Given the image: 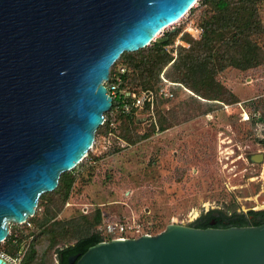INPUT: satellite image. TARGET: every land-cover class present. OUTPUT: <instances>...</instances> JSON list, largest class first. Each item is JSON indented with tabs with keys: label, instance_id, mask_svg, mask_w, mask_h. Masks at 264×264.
I'll return each instance as SVG.
<instances>
[{
	"label": "water",
	"instance_id": "obj_1",
	"mask_svg": "<svg viewBox=\"0 0 264 264\" xmlns=\"http://www.w3.org/2000/svg\"><path fill=\"white\" fill-rule=\"evenodd\" d=\"M197 1L0 0V242L86 156L112 105L113 63L164 40ZM68 264H264V223H169L97 242Z\"/></svg>",
	"mask_w": 264,
	"mask_h": 264
},
{
	"label": "rangeland",
	"instance_id": "obj_2",
	"mask_svg": "<svg viewBox=\"0 0 264 264\" xmlns=\"http://www.w3.org/2000/svg\"><path fill=\"white\" fill-rule=\"evenodd\" d=\"M214 7V0H198L158 34L164 38L160 43H166L165 57H158L153 41L144 49L125 52L111 68L140 58L149 66L159 58L154 67L159 71L149 80L130 69L129 86L137 92L156 90L162 72L174 80L170 64L184 54L181 47L199 39L215 17ZM257 13L264 25V0H258ZM250 39L264 53V30ZM216 79L227 89L218 99H208L185 84L192 93L177 91L171 98H158L155 122L142 111L134 116L139 119L136 125L119 113L109 126L110 115L104 113L107 123L98 127L91 148L67 172L60 191L57 187L47 192L24 223H10L9 236L18 244L33 242L38 256L56 264L49 248L52 239L56 247L96 231L108 239L102 229L111 221L137 237L156 234L169 223L194 225L204 214L264 211V63L246 70L230 66ZM158 117L163 129H158ZM11 245L4 240L0 249L12 253Z\"/></svg>",
	"mask_w": 264,
	"mask_h": 264
},
{
	"label": "trees",
	"instance_id": "obj_3",
	"mask_svg": "<svg viewBox=\"0 0 264 264\" xmlns=\"http://www.w3.org/2000/svg\"><path fill=\"white\" fill-rule=\"evenodd\" d=\"M257 3L258 0H214L216 14L214 15L215 17L212 18L213 20L207 21L198 40L189 41L190 45L188 48L181 47V51H184V54L180 52L170 64L173 74L172 78L174 80L168 79L165 76V72L159 74L158 80L161 81V74H163L168 81L180 84L172 86L174 95L177 91L187 92L184 90V88H186L185 85H187L195 93L208 99H218L220 94L227 90L226 87L216 79V74L219 71L230 66L246 70L264 63V53L250 39V35L253 33H261L264 30V25H262L258 19ZM160 42L154 43L160 52L159 58L165 57L162 47L166 44ZM223 44L224 50L222 49ZM126 54L127 53L123 52L120 56L122 57ZM159 58L156 59L155 63L149 66H147L148 64L144 58L131 60L126 66L122 65L125 68V72L122 75L123 81L120 87L136 90L128 84L127 76L130 69L138 70L139 77L147 78V80L151 77H155L159 70L156 72L154 67L159 62ZM169 61L171 60H167L165 63L167 64ZM115 70L116 68H111L110 73H113ZM123 115L129 118L135 125L136 122H139V119H135L134 115ZM157 126L158 129H163L159 117ZM151 130L154 131V127ZM66 175L67 172H63L60 175L57 186L59 189L58 192L60 191L61 185L64 184L63 182ZM45 194L46 193H43L39 197V200L42 199ZM67 194V191H65L64 199L67 197ZM254 215L255 217L261 216L258 221H255L254 225L264 223V211L254 212ZM233 217L230 224H224V215L207 214L205 220H203L204 222L202 220L196 221V227L206 228L210 226V221L212 219L217 221L218 225H216V227L222 228L232 225H249V218L247 216L233 215ZM95 219L96 222L100 220L99 212L96 214ZM42 225H44V223L40 226ZM46 232L51 233L53 231L47 229ZM11 239V237L8 239L9 243H11ZM103 240H107V238L102 237V235L96 231L83 235L73 244L63 247H56L57 240L52 239L49 248L54 250L57 261L56 264H68L69 256L75 254L80 256L90 246ZM44 262L45 264H52L51 262L44 261L43 256H38L35 244L33 242L30 243L21 264H44Z\"/></svg>",
	"mask_w": 264,
	"mask_h": 264
},
{
	"label": "built area",
	"instance_id": "obj_4",
	"mask_svg": "<svg viewBox=\"0 0 264 264\" xmlns=\"http://www.w3.org/2000/svg\"><path fill=\"white\" fill-rule=\"evenodd\" d=\"M125 72L123 66H117L116 70L113 73L109 72L108 79L104 82L107 93L112 97V105L109 111V126L114 124L115 117L117 114H126V115H138L140 112L145 111L147 117H152L154 122V107L157 99H168L174 96L172 86L180 85L178 83H173L168 81L163 74H161V82L156 90L145 89L140 92L130 88H121L123 81L122 75ZM185 91L191 93L188 89L184 88ZM106 123L104 119L103 124ZM156 124V123H155ZM105 234L108 236V239L119 238L124 239L128 237H135L130 235L127 232L126 227L123 224L118 222H109L103 229ZM148 234V233H146ZM10 238L9 234L5 240ZM11 246L14 247L12 253L7 252L4 249H0V259L4 264H21L25 253L28 249L27 244H18L17 240L11 239Z\"/></svg>",
	"mask_w": 264,
	"mask_h": 264
},
{
	"label": "flooded vegetation",
	"instance_id": "obj_5",
	"mask_svg": "<svg viewBox=\"0 0 264 264\" xmlns=\"http://www.w3.org/2000/svg\"><path fill=\"white\" fill-rule=\"evenodd\" d=\"M244 119H247V115H245ZM240 215H244V214H240ZM206 216H207L206 214H204L203 216H199L197 220H202L203 221V220H205ZM245 216H247L249 218V221H248L249 225H254L255 221H258L261 218L260 215L255 217L254 212L253 213L250 212V214L245 215ZM232 218H234L233 215L232 216H225L224 224H230L231 221H232L231 220ZM216 225H218L217 221L212 219L210 221V226H208V227H216ZM194 226H197V223H195ZM232 226H234V225H232ZM217 228H222V227H217Z\"/></svg>",
	"mask_w": 264,
	"mask_h": 264
}]
</instances>
